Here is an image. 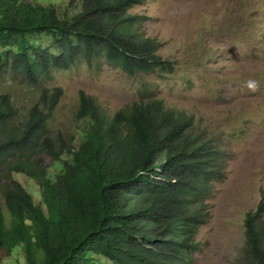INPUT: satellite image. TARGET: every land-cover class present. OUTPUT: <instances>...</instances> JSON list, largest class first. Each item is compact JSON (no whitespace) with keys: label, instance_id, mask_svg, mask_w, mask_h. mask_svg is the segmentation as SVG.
Listing matches in <instances>:
<instances>
[{"label":"trees","instance_id":"16d2710c","mask_svg":"<svg viewBox=\"0 0 264 264\" xmlns=\"http://www.w3.org/2000/svg\"><path fill=\"white\" fill-rule=\"evenodd\" d=\"M141 2L0 0V73L40 91L29 110L0 95V264H193L204 203L223 177L217 141L146 83L111 116L80 94L74 128L61 131L60 90L41 88L75 57L170 76L143 17L127 13ZM13 175L37 184L38 202ZM263 218L264 200L245 215L242 264H264Z\"/></svg>","mask_w":264,"mask_h":264},{"label":"rangeland","instance_id":"374dc122","mask_svg":"<svg viewBox=\"0 0 264 264\" xmlns=\"http://www.w3.org/2000/svg\"><path fill=\"white\" fill-rule=\"evenodd\" d=\"M127 13L143 17L140 31L155 41L156 55L173 65L172 74L164 79L160 71L130 75L105 59L88 64L75 57L40 86L60 90L54 125L61 131L74 128L80 94L111 116L137 100L139 83L148 84L163 105L191 118L195 135L200 131L216 140L223 153L222 181L213 184L204 203L193 264H242L245 215L264 200V0H142ZM9 75L0 73V95L18 109H31L40 91ZM249 80L254 90L246 87ZM45 162L53 176L52 163ZM12 177L38 202L39 187L32 179ZM17 258L2 263L18 264Z\"/></svg>","mask_w":264,"mask_h":264},{"label":"clouds","instance_id":"9594fccd","mask_svg":"<svg viewBox=\"0 0 264 264\" xmlns=\"http://www.w3.org/2000/svg\"><path fill=\"white\" fill-rule=\"evenodd\" d=\"M246 87L248 89H250V90H254V88H255V82L254 81H251V80L247 81L246 82Z\"/></svg>","mask_w":264,"mask_h":264}]
</instances>
